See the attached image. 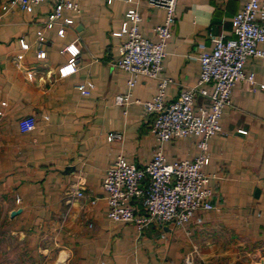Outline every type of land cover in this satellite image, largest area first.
Wrapping results in <instances>:
<instances>
[{
    "label": "crops",
    "instance_id": "0c3cea01",
    "mask_svg": "<svg viewBox=\"0 0 264 264\" xmlns=\"http://www.w3.org/2000/svg\"><path fill=\"white\" fill-rule=\"evenodd\" d=\"M6 1L0 0V264H183L186 255L195 264H262L264 91L258 83L264 84V58H246L244 71L257 84L236 82L220 120L222 132L208 140L211 158L204 171L213 208L197 211L184 228L150 224L140 232L107 217L102 180L116 155L141 166L158 148L150 131L153 116L140 103L153 97L157 79L140 75L128 85L129 74L114 66L122 37L113 33L125 11L136 6L141 35L154 41L164 10L147 0H78L80 12L63 36L57 26L44 29L46 57L37 59L36 34L50 4L26 12L2 8ZM246 1H176L159 74L171 79L164 101L196 85V56L213 48V36L235 38L232 18ZM73 41L79 49L76 70L60 77L58 68L68 59L60 50ZM80 83L88 95L78 91ZM202 89L195 112L210 103L211 85ZM128 92V104L116 102ZM27 116L35 127L21 132L18 122ZM111 132L122 137L108 140ZM161 147L167 162L198 153L195 137Z\"/></svg>",
    "mask_w": 264,
    "mask_h": 264
},
{
    "label": "built area",
    "instance_id": "2783aa9c",
    "mask_svg": "<svg viewBox=\"0 0 264 264\" xmlns=\"http://www.w3.org/2000/svg\"><path fill=\"white\" fill-rule=\"evenodd\" d=\"M147 1L151 6L162 8L165 13L162 23L153 29L156 39L152 41L141 35L140 12L136 6L128 8L120 29L113 33L122 37L119 58L114 61V66L129 74L127 83L130 87L140 75L157 79L153 97L140 103L144 112L153 116L150 131L159 146L151 159L141 166L127 161L123 154L116 155L102 180L107 217L119 223H132L140 232L150 224L170 223L184 228L197 211L213 208V192L208 185L210 175L204 171L211 158L208 140L222 132L220 120L225 107L230 104L231 91L236 82L243 79L251 87L257 84L255 75L244 71L246 58H264V0H247L232 18L235 38L213 36V48L210 51L202 49L196 56L200 65L196 85L185 87L173 101H164L165 88L171 79L159 74L166 55V42L175 23L177 0ZM41 2L50 4V12L43 29L36 34L37 59L46 57L42 48L44 29L57 26L58 35L63 36L65 28L73 23L72 15L80 12L78 0H8L2 8L31 12ZM65 11L68 15H64ZM20 45L23 50L29 47L23 39ZM60 53L68 55L66 63L58 68L59 76L66 77L76 70L79 49L73 41L65 45ZM22 57V53L17 55V59ZM207 84L212 88L210 103L195 112V98L205 92L202 86ZM258 84L264 91V84ZM76 88L82 95L89 94L83 83ZM130 95L129 92L117 95L115 100L126 105L130 102ZM18 126L21 132H29L35 127V120L32 116L24 117L19 120ZM239 131L246 133L245 130ZM121 137L120 132L108 134V140ZM188 137L196 138L197 155L190 160L167 162L161 143ZM76 195L82 196V192L77 191ZM133 201H138L139 209ZM183 264L195 262L186 255ZM197 264L210 263L202 260Z\"/></svg>",
    "mask_w": 264,
    "mask_h": 264
},
{
    "label": "water",
    "instance_id": "95a60500",
    "mask_svg": "<svg viewBox=\"0 0 264 264\" xmlns=\"http://www.w3.org/2000/svg\"><path fill=\"white\" fill-rule=\"evenodd\" d=\"M18 211H13L11 214L14 215L16 214ZM262 264H264V260H262Z\"/></svg>",
    "mask_w": 264,
    "mask_h": 264
},
{
    "label": "rangeland",
    "instance_id": "374dc122",
    "mask_svg": "<svg viewBox=\"0 0 264 264\" xmlns=\"http://www.w3.org/2000/svg\"><path fill=\"white\" fill-rule=\"evenodd\" d=\"M42 5H43V4H42ZM42 5L40 6V9H39L40 11H43V6H42Z\"/></svg>",
    "mask_w": 264,
    "mask_h": 264
}]
</instances>
